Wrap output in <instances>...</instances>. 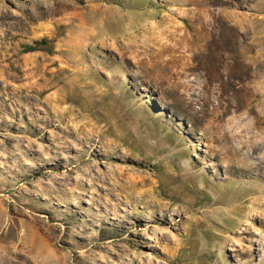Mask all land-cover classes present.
<instances>
[{
  "label": "rangeland",
  "instance_id": "1",
  "mask_svg": "<svg viewBox=\"0 0 264 264\" xmlns=\"http://www.w3.org/2000/svg\"><path fill=\"white\" fill-rule=\"evenodd\" d=\"M0 264H264V0H0Z\"/></svg>",
  "mask_w": 264,
  "mask_h": 264
},
{
  "label": "bare ground",
  "instance_id": "2",
  "mask_svg": "<svg viewBox=\"0 0 264 264\" xmlns=\"http://www.w3.org/2000/svg\"><path fill=\"white\" fill-rule=\"evenodd\" d=\"M143 195H144V194H143ZM139 198H140V197H139ZM143 203H144V202H143ZM158 206H159V207H162V205H161L160 203L158 204ZM43 256H45V254H44Z\"/></svg>",
  "mask_w": 264,
  "mask_h": 264
},
{
  "label": "trees",
  "instance_id": "3",
  "mask_svg": "<svg viewBox=\"0 0 264 264\" xmlns=\"http://www.w3.org/2000/svg\"><path fill=\"white\" fill-rule=\"evenodd\" d=\"M31 51H36V49H33V50H31Z\"/></svg>",
  "mask_w": 264,
  "mask_h": 264
}]
</instances>
